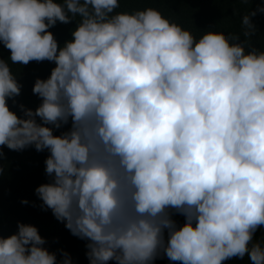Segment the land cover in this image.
Instances as JSON below:
<instances>
[{"label":"clouds","instance_id":"obj_1","mask_svg":"<svg viewBox=\"0 0 264 264\" xmlns=\"http://www.w3.org/2000/svg\"><path fill=\"white\" fill-rule=\"evenodd\" d=\"M118 8V0H0V44L10 52L0 55V159L3 146L47 150L50 179L35 193L87 241L90 264L161 255L223 264L246 254L264 264V238L253 239L264 226L256 11L241 19V42L216 26L197 38L151 7ZM74 20L59 44L50 29ZM32 61L55 66L35 79L39 105L20 104L18 115L8 104L22 88L11 65ZM45 243L35 225L18 222L0 236V264H72Z\"/></svg>","mask_w":264,"mask_h":264},{"label":"trees","instance_id":"obj_2","mask_svg":"<svg viewBox=\"0 0 264 264\" xmlns=\"http://www.w3.org/2000/svg\"><path fill=\"white\" fill-rule=\"evenodd\" d=\"M120 8L115 11H134L146 8L159 10L166 18L188 29L199 38L203 31L216 26L217 31L225 34H240V41H244L241 19L247 12L256 11L251 17L256 26V33L250 38V46L264 50V12L258 11L264 6V0H118ZM76 21L68 24L57 22L50 30L59 44L71 39V29ZM0 55L5 59L10 56L8 49L0 44ZM54 62L32 61L28 65H11L12 71L18 73L17 79L22 85L18 97L8 100L9 107L22 115L19 105L23 104L33 110L39 105L40 98L33 94L32 88L37 77L47 78ZM68 127V126H65ZM64 129L56 130V134ZM3 159H0V167L3 174L0 175V236L8 237L18 231V222L32 224L38 228L42 237L45 238L46 247L55 252L57 260L62 259V253L67 252L72 264H90L87 258L86 243L74 235L65 227L63 222L58 221L51 209L42 207V201L35 193V189L50 179L45 173V159L49 154L47 150L37 152L34 147L22 151H13L6 146L2 147ZM28 203H22L23 200ZM173 218L178 225L184 223V217L175 214ZM167 236V233H165ZM264 238V226L257 229L254 241ZM108 264H117L109 261ZM153 264H181L178 261H170L166 256H159ZM223 264H252L246 254L243 258L234 257Z\"/></svg>","mask_w":264,"mask_h":264}]
</instances>
